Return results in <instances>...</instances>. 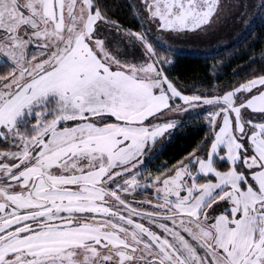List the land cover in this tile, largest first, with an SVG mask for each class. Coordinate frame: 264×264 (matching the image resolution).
<instances>
[{"label":"snow or ice","instance_id":"obj_1","mask_svg":"<svg viewBox=\"0 0 264 264\" xmlns=\"http://www.w3.org/2000/svg\"><path fill=\"white\" fill-rule=\"evenodd\" d=\"M253 7L264 24V0H0V264H264V49L213 88L168 55Z\"/></svg>","mask_w":264,"mask_h":264},{"label":"trees","instance_id":"obj_2","mask_svg":"<svg viewBox=\"0 0 264 264\" xmlns=\"http://www.w3.org/2000/svg\"><path fill=\"white\" fill-rule=\"evenodd\" d=\"M127 19L130 21L129 27H139L131 17ZM253 34H260L264 37V24L261 23V16L241 40L230 43L228 47L217 53L193 55L170 52L168 55L174 58L171 75L178 78L182 85L195 88H213L216 85L223 87L225 84L242 81L248 77L252 69L260 67L259 60L255 62H250V60L253 56H259L264 49V38L251 42ZM2 67L0 65V70ZM185 120L186 123L176 129L163 151L146 166L145 173L151 172L153 175L163 173L205 138L207 128L203 115L191 119L185 117ZM145 195L150 196L151 193H141L138 198Z\"/></svg>","mask_w":264,"mask_h":264},{"label":"rangeland","instance_id":"obj_3","mask_svg":"<svg viewBox=\"0 0 264 264\" xmlns=\"http://www.w3.org/2000/svg\"><path fill=\"white\" fill-rule=\"evenodd\" d=\"M258 2L259 0H254V3L258 4ZM255 11V7L250 8L249 14L246 17L247 20L252 21L249 29H246L244 24L235 23L231 19H220L214 20L211 26L206 30V33H202L200 35H189L187 37H176L173 34V37L170 38L169 42L175 46L176 53H189L193 55H208L217 53L219 50L228 47L230 43L239 41L243 36H245V33L252 28L255 21L259 17L255 16L253 19ZM171 118L179 119L177 116H173ZM142 198L144 197L139 199Z\"/></svg>","mask_w":264,"mask_h":264}]
</instances>
